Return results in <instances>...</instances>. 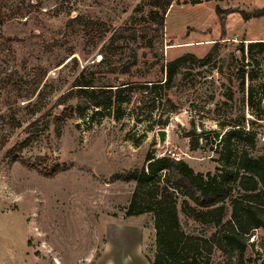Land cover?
<instances>
[{
    "label": "rangeland",
    "instance_id": "1",
    "mask_svg": "<svg viewBox=\"0 0 264 264\" xmlns=\"http://www.w3.org/2000/svg\"><path fill=\"white\" fill-rule=\"evenodd\" d=\"M150 1L0 0V264H150L154 219L126 216L148 154L216 174L228 133L241 127L250 139L230 140L231 152L264 153V52L250 48L264 42V17L244 18L264 0H174L161 37L120 33L150 21ZM77 20L101 31L88 37ZM209 54L207 67L178 77L171 114L152 110L154 95L109 110L67 97L85 80L161 82L170 62ZM183 201L196 207L180 199L182 229L214 234L183 214ZM247 247L243 255L215 251L211 264H264L262 231Z\"/></svg>",
    "mask_w": 264,
    "mask_h": 264
},
{
    "label": "trees",
    "instance_id": "2",
    "mask_svg": "<svg viewBox=\"0 0 264 264\" xmlns=\"http://www.w3.org/2000/svg\"><path fill=\"white\" fill-rule=\"evenodd\" d=\"M202 1L191 0L190 4L199 5ZM212 1L224 0H206ZM173 2L174 0L150 1V21L139 29L123 27L120 33L134 37L140 33L161 37L167 12ZM217 12H221L219 8ZM263 17L264 9L244 15L245 20ZM77 21V29L88 37L89 33L92 35L100 30L87 20ZM250 48L264 52V42L252 43ZM217 49L216 44L213 50ZM242 52L244 53L243 49ZM211 56L209 54L204 59H198L194 55H185L170 62L166 66L164 80L153 84L127 83L110 86L85 80L76 85L67 97L82 100L95 110H109L114 106L130 104L136 95H154L159 105L156 107L157 101L154 100L152 110H158L162 106L163 114H171L177 108L168 94L176 87L178 77L185 69L207 67ZM247 74L245 65L238 67V80H241L242 85L245 84ZM250 98L252 99V95ZM232 139L247 143L250 134L245 133V127L228 133L220 154L221 165L216 169V174H195L183 162H173L166 157L157 158L153 154L147 155L143 169L134 174L136 187L126 216L152 215L155 230L154 253L152 257H146L150 264H211L215 251L243 255L253 233L260 230L264 234V153L254 155L247 150L232 153L229 148ZM231 182L236 184L239 194H242L240 197H231L232 190L228 187ZM182 197L188 198L196 206L192 207L188 201H183V214L197 223L214 226L217 229L214 234L202 237L188 234L182 229L178 211ZM231 262L232 257L228 259V264ZM238 264H245L244 260L241 259Z\"/></svg>",
    "mask_w": 264,
    "mask_h": 264
},
{
    "label": "water",
    "instance_id": "3",
    "mask_svg": "<svg viewBox=\"0 0 264 264\" xmlns=\"http://www.w3.org/2000/svg\"><path fill=\"white\" fill-rule=\"evenodd\" d=\"M159 140H160V143L161 144H164L165 143V140H166V131H160L159 132Z\"/></svg>",
    "mask_w": 264,
    "mask_h": 264
},
{
    "label": "bare ground",
    "instance_id": "4",
    "mask_svg": "<svg viewBox=\"0 0 264 264\" xmlns=\"http://www.w3.org/2000/svg\"><path fill=\"white\" fill-rule=\"evenodd\" d=\"M57 264H59V263H57Z\"/></svg>",
    "mask_w": 264,
    "mask_h": 264
}]
</instances>
